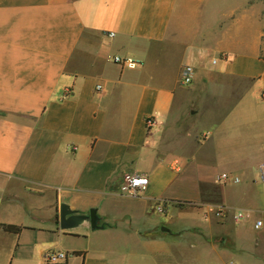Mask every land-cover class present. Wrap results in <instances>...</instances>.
<instances>
[{
	"label": "crops",
	"instance_id": "1",
	"mask_svg": "<svg viewBox=\"0 0 264 264\" xmlns=\"http://www.w3.org/2000/svg\"><path fill=\"white\" fill-rule=\"evenodd\" d=\"M263 40L264 0H0V264H264Z\"/></svg>",
	"mask_w": 264,
	"mask_h": 264
},
{
	"label": "built area",
	"instance_id": "2",
	"mask_svg": "<svg viewBox=\"0 0 264 264\" xmlns=\"http://www.w3.org/2000/svg\"><path fill=\"white\" fill-rule=\"evenodd\" d=\"M111 37L114 36L113 33L110 34ZM112 61L115 64L126 66L128 68H133L137 65V62L132 59H125L120 56L113 57ZM195 74V69L192 66H185L181 71V85L189 86L193 82ZM97 90H102V86L98 85ZM147 129H151L155 125V118H147L145 121ZM258 179L261 182H264V163H261L257 167ZM237 178H234L230 174H221L217 178V183H229L237 182ZM149 185V179L147 176L139 174H127L124 175L119 184V194L124 197L137 198L140 197ZM220 213V212H219ZM244 217L243 213L237 214V219ZM261 221H257L255 227L258 229L261 227ZM68 255L65 253H56L49 251L44 256V264H57L59 259L66 260Z\"/></svg>",
	"mask_w": 264,
	"mask_h": 264
},
{
	"label": "water",
	"instance_id": "3",
	"mask_svg": "<svg viewBox=\"0 0 264 264\" xmlns=\"http://www.w3.org/2000/svg\"><path fill=\"white\" fill-rule=\"evenodd\" d=\"M83 216L73 215L67 205H61L60 208V227L63 230H68L80 225L84 221Z\"/></svg>",
	"mask_w": 264,
	"mask_h": 264
},
{
	"label": "trees",
	"instance_id": "4",
	"mask_svg": "<svg viewBox=\"0 0 264 264\" xmlns=\"http://www.w3.org/2000/svg\"><path fill=\"white\" fill-rule=\"evenodd\" d=\"M261 58L264 60V43H263V47H262V50H261Z\"/></svg>",
	"mask_w": 264,
	"mask_h": 264
}]
</instances>
